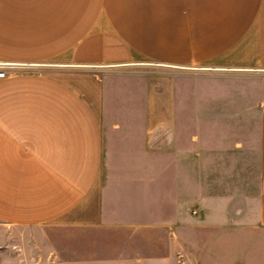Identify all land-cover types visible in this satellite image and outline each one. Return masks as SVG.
I'll use <instances>...</instances> for the list:
<instances>
[{
  "label": "crops",
  "instance_id": "crops-1",
  "mask_svg": "<svg viewBox=\"0 0 264 264\" xmlns=\"http://www.w3.org/2000/svg\"><path fill=\"white\" fill-rule=\"evenodd\" d=\"M0 62L13 63L0 78V224L52 232L157 214L144 224L147 260L174 262L200 244L188 231L230 236V158L246 165L254 150L264 228V103L251 126L250 96L230 93L231 75L264 72V0H0ZM120 69L161 74L135 100L144 126L114 119L108 78ZM156 166L159 202L146 192Z\"/></svg>",
  "mask_w": 264,
  "mask_h": 264
},
{
  "label": "rangeland",
  "instance_id": "rangeland-1",
  "mask_svg": "<svg viewBox=\"0 0 264 264\" xmlns=\"http://www.w3.org/2000/svg\"><path fill=\"white\" fill-rule=\"evenodd\" d=\"M150 71L131 72L120 69L114 72L111 78H108V99H111L112 89L117 101L114 119H117V123L126 129H130L132 126H144L141 113L139 119H134L133 109H137L135 107L136 99H138L139 105L144 102L143 86L151 78L155 80L161 78L160 73ZM184 74L188 79L200 76V73H194V71ZM178 75L176 73V77ZM213 88L208 85L206 90L209 93H214ZM238 88H244L245 94L250 96V106L244 109L249 111V118L245 121L250 120L251 126H255L257 116L260 115L264 103V72L231 75L230 93L243 92L237 90ZM139 107L141 110V106ZM238 119L244 121L240 117ZM158 120L161 119L153 117L147 123L146 119L145 125H155ZM175 121L177 124L180 123L183 128L193 126V118L175 119ZM233 121L235 124H239L237 120ZM257 158L254 150H251L249 160H244L245 163L248 162L246 165L239 164L240 161H243L242 159L238 162L236 158H230V236L227 235V231L219 229L188 231L186 235L188 242L192 240L194 243L195 238L198 237L200 244L198 246L191 243L187 245L183 249L184 254H176L174 262L163 263L156 260L149 263L147 258L151 256V253L142 240L143 232L147 230L144 224L156 222L157 214L153 217L151 214L139 212L129 216L114 217V222L119 224L82 230L54 229L49 232L46 229L34 227L12 229L0 224V264H264V228L257 226L255 222V195L259 177ZM187 168L192 173L190 183L194 186L192 180L195 178L193 177L195 167ZM154 170L158 171L146 182V192H149L153 201L159 202L162 192L163 169L156 166ZM240 175L249 183L247 186L237 180ZM234 185L237 186V189L234 188ZM191 194H194V190ZM246 195L250 196L248 197L250 201L245 209L239 207L240 210L238 206L240 202L243 205V202L246 201ZM138 200H140L139 197L135 195L134 198L126 199L125 204L131 206ZM191 216L196 217L197 215L191 214ZM226 237L230 238V243L227 240L224 242ZM209 238L214 240L212 242L205 240ZM176 246L177 250H180L178 243Z\"/></svg>",
  "mask_w": 264,
  "mask_h": 264
},
{
  "label": "built area",
  "instance_id": "built-area-1",
  "mask_svg": "<svg viewBox=\"0 0 264 264\" xmlns=\"http://www.w3.org/2000/svg\"><path fill=\"white\" fill-rule=\"evenodd\" d=\"M12 66L13 63H10V62H0V78L2 77H5L6 76V71H5V67H8V66Z\"/></svg>",
  "mask_w": 264,
  "mask_h": 264
}]
</instances>
